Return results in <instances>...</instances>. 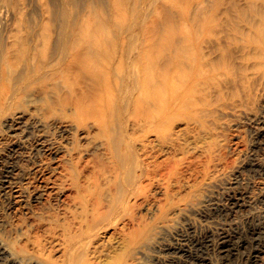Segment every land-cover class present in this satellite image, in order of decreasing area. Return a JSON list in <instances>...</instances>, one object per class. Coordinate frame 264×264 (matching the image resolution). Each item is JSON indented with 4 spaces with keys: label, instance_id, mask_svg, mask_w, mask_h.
<instances>
[{
    "label": "bare ground",
    "instance_id": "6f19581e",
    "mask_svg": "<svg viewBox=\"0 0 264 264\" xmlns=\"http://www.w3.org/2000/svg\"><path fill=\"white\" fill-rule=\"evenodd\" d=\"M230 2L183 0L175 22L138 28L50 0L38 17L5 3L0 264H138L225 159L224 122L264 130V1ZM251 233L222 238V255L247 247L244 262L264 264V232ZM177 256L160 264H204Z\"/></svg>",
    "mask_w": 264,
    "mask_h": 264
},
{
    "label": "rangeland",
    "instance_id": "374dc122",
    "mask_svg": "<svg viewBox=\"0 0 264 264\" xmlns=\"http://www.w3.org/2000/svg\"><path fill=\"white\" fill-rule=\"evenodd\" d=\"M9 1L11 0H0V9H5L4 5ZM223 1L227 3L225 8L231 7L232 0ZM17 2L20 3L21 9H26L30 15L38 17L37 14L41 9L38 0H17ZM50 5V9L55 11L68 9V11L81 12L85 9H96V13L107 24L120 20L121 23L125 22V25L138 28L152 22L155 16L156 19L158 18V25L175 22L172 16L173 10L182 9L183 0H124L119 4L114 0H50ZM160 5L167 6V9L163 10L170 12L160 10L163 14H159V9H156ZM164 13L167 14L166 16L172 13L170 18L173 19L163 18ZM260 114L264 115V107L260 108ZM6 132L4 130V133ZM217 138L222 151L226 154L225 159L213 163L211 175L200 185L188 205L181 212L173 215V219L159 235L157 242L140 254L138 264H160L177 255V258L183 261H191V257L200 256L204 264H247L245 253L248 252L245 251L248 250L247 247H240L239 249L243 250H236L237 253L234 250L233 254L238 256L232 255L231 260L222 255L219 245L224 237L236 239L234 242L250 243V235L254 229L264 232V130L259 121L230 117L222 125L221 133ZM2 156L0 172L3 165L11 158L10 155H7L8 159L7 156ZM7 197L6 194L0 196L2 198L0 217H4L3 219L12 213ZM1 218L0 233H3L4 224Z\"/></svg>",
    "mask_w": 264,
    "mask_h": 264
}]
</instances>
